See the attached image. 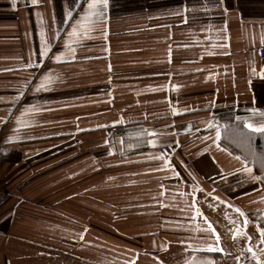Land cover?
I'll list each match as a JSON object with an SVG mask.
<instances>
[{
  "label": "crops",
  "instance_id": "0c3cea01",
  "mask_svg": "<svg viewBox=\"0 0 264 264\" xmlns=\"http://www.w3.org/2000/svg\"><path fill=\"white\" fill-rule=\"evenodd\" d=\"M88 2L0 0V264H264V0Z\"/></svg>",
  "mask_w": 264,
  "mask_h": 264
},
{
  "label": "trees",
  "instance_id": "16d2710c",
  "mask_svg": "<svg viewBox=\"0 0 264 264\" xmlns=\"http://www.w3.org/2000/svg\"><path fill=\"white\" fill-rule=\"evenodd\" d=\"M126 139H134L126 137ZM219 144L231 154H234L251 164L256 173L264 171V134H256L245 130L241 122L228 118L222 128ZM146 138L134 139L128 153L142 152L146 148ZM252 264V262H247Z\"/></svg>",
  "mask_w": 264,
  "mask_h": 264
},
{
  "label": "rangeland",
  "instance_id": "374dc122",
  "mask_svg": "<svg viewBox=\"0 0 264 264\" xmlns=\"http://www.w3.org/2000/svg\"><path fill=\"white\" fill-rule=\"evenodd\" d=\"M109 200V198H111ZM122 207V195H95V206L96 210L102 211L105 208L108 207ZM95 218H100L99 221L96 223H99L101 225H104V229L112 230L109 227L108 221H114V222H122V216H116V215H105L100 214V216H96ZM108 220V221H107Z\"/></svg>",
  "mask_w": 264,
  "mask_h": 264
},
{
  "label": "snow or ice",
  "instance_id": "6c2138e0",
  "mask_svg": "<svg viewBox=\"0 0 264 264\" xmlns=\"http://www.w3.org/2000/svg\"><path fill=\"white\" fill-rule=\"evenodd\" d=\"M33 3H36V0H33ZM107 4V0H89L88 2V8L89 9H96L98 5H104L106 6ZM92 16H96L97 19H99L98 14L94 13V12H90L89 13V17H86L85 22H82L81 27H85L86 24H91L94 21L92 19H90V17ZM70 35H76V29H73V32ZM264 42V41H262ZM43 54V53H42ZM57 60H59V57H56ZM46 79H50V78H46ZM44 84H41V87H43ZM245 127H248L250 129H252L253 131H257V132H264V126L261 127H254L251 124H246ZM220 137V132L217 131L216 133V138L219 139ZM151 143V142H150ZM244 171L246 172H251L252 169L251 168H245ZM254 179H259V177H253ZM241 215H243V213H241ZM245 223H247V221H245ZM209 229H211V225H209ZM215 234V233H213ZM261 243H264V231L261 232ZM209 250H213V249H209ZM215 251H222V249L220 248H216L214 249ZM249 252H252L253 256L255 257V252L253 251V249L251 247L248 248ZM257 264H260L259 260L257 261Z\"/></svg>",
  "mask_w": 264,
  "mask_h": 264
},
{
  "label": "built area",
  "instance_id": "2783aa9c",
  "mask_svg": "<svg viewBox=\"0 0 264 264\" xmlns=\"http://www.w3.org/2000/svg\"><path fill=\"white\" fill-rule=\"evenodd\" d=\"M263 41H264V38H263ZM260 51L262 53H264V42L262 43V46L260 47ZM110 131L111 132H115L116 129L113 127V128L110 129ZM6 194H7L6 190L4 189V187H2L0 185V205H2L4 203V201L6 199Z\"/></svg>",
  "mask_w": 264,
  "mask_h": 264
}]
</instances>
